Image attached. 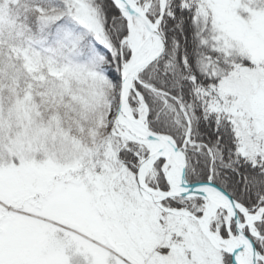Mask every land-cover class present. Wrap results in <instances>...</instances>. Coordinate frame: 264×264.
<instances>
[{
  "label": "snow or ice",
  "instance_id": "snow-or-ice-1",
  "mask_svg": "<svg viewBox=\"0 0 264 264\" xmlns=\"http://www.w3.org/2000/svg\"><path fill=\"white\" fill-rule=\"evenodd\" d=\"M0 264H264V0H0Z\"/></svg>",
  "mask_w": 264,
  "mask_h": 264
}]
</instances>
